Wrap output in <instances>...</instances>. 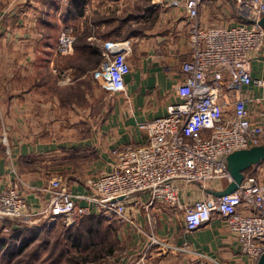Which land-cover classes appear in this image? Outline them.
Here are the masks:
<instances>
[{"label":"crops","instance_id":"1","mask_svg":"<svg viewBox=\"0 0 264 264\" xmlns=\"http://www.w3.org/2000/svg\"><path fill=\"white\" fill-rule=\"evenodd\" d=\"M234 2L205 4L199 11V26L239 22ZM65 26L72 28L76 41L72 53L61 57L56 47ZM189 41L184 0H0V137L6 138L0 142V189L20 177L17 169L21 162L74 156L77 164L62 166L61 172L55 167L46 172L36 170L41 177H22L19 188L26 193L27 185L41 186L61 177L72 193H86L78 177L110 172L116 162L112 150L142 145L145 136L138 124L165 116L168 106L179 102L176 87L184 79L181 64L189 59ZM114 42L125 43L130 54L126 89L119 94L105 91L93 78L106 43ZM256 58L253 77L264 78V52ZM55 68L69 75L71 82L60 85ZM253 92L263 91L253 87L242 90L245 95ZM106 99L110 101L107 115ZM249 109L252 120L264 124L260 108L252 104ZM254 168L263 170L264 163ZM66 172L67 179L61 175ZM224 187L226 184L218 181L206 191L190 185L181 198L192 203ZM33 195L29 198L36 202ZM129 211L136 218L135 226L116 224L120 238H128V248L114 264H250L221 219L213 218L201 229L187 233L183 213L169 205L157 204L148 211L143 205H130ZM147 212L153 218L151 225ZM4 226L9 228L8 234ZM26 226H0L4 236L0 259L20 250L16 257L23 256L24 249L42 238L44 229L49 234L58 229H47L46 224ZM152 235L164 247L149 246ZM10 250H14L12 254ZM37 253L35 264L42 251L33 256Z\"/></svg>","mask_w":264,"mask_h":264},{"label":"built area","instance_id":"2","mask_svg":"<svg viewBox=\"0 0 264 264\" xmlns=\"http://www.w3.org/2000/svg\"><path fill=\"white\" fill-rule=\"evenodd\" d=\"M213 1L184 0L190 41L189 59L181 64L184 79L176 87L179 102L168 106L165 116L138 124L145 142L113 149L115 166L110 172L88 177L83 194L72 193L61 177L41 186L27 185L26 193L19 188L20 178L8 181L0 189V226L46 224L50 229L92 216L135 226L130 205H143L148 211L166 204L183 213L187 233L201 229L213 218L221 219L235 236L239 253L250 264H257L264 253V184L257 173L249 172L252 168L232 194L192 203L181 198L190 185L206 191L212 182L229 184L226 157L264 145V124L253 121L249 109V105H257L264 116V78L253 77L254 59L257 61L264 52V28L258 24L264 16V0H234L239 22L201 28L199 11ZM75 41L72 28L63 27L57 55L72 53ZM128 50L125 43H106L102 63L93 75L94 81L111 94L126 89ZM53 73L60 85L71 82L60 69H53ZM247 87L263 92L242 94ZM33 194L36 202L29 198ZM147 218L153 224L148 212ZM149 240V246L164 247L153 235Z\"/></svg>","mask_w":264,"mask_h":264},{"label":"rangeland","instance_id":"3","mask_svg":"<svg viewBox=\"0 0 264 264\" xmlns=\"http://www.w3.org/2000/svg\"><path fill=\"white\" fill-rule=\"evenodd\" d=\"M129 56L130 54L127 56L128 61ZM106 98H108L107 95ZM108 105H110V101L106 99V115L109 111ZM2 138L0 137V142H3ZM78 162V158L74 156H69L67 159H53L50 162H43L47 163L46 166L40 162L24 161L18 166L17 174L20 176L18 178L23 179L22 177L27 178V176L40 174L38 173L39 171L36 172V170L46 172L50 168L54 167L58 172H61L59 168L62 166H66L68 164L75 165ZM249 172L257 173L264 184V169L257 171V169L254 168ZM68 173L69 172L60 174L66 178L68 177L66 176ZM37 176L41 177L40 175ZM14 178L17 180L16 177ZM78 178L79 179L77 180L79 183L83 181V184H85L87 178ZM81 221L72 225L64 223H62V225H57L56 227L58 229L55 234L42 232V238H39L36 240L37 242L32 243V247L24 249V256H20L18 258L16 257L17 254H15V252L13 254L11 253L14 250H10L9 254H12L11 258H3L4 260H1L0 264H35L34 260L38 259L39 254L37 253V256L35 257L32 253L35 252L36 254L37 250H41L42 253L41 258L36 262V264H100V262L102 264H114V259H117V257L127 250L128 238L126 237L127 241H124L125 237L123 240L120 238V231L116 228V225L115 227L109 225L106 220H103L101 223L99 222L101 225L93 222L88 223ZM8 231L9 228L7 232ZM44 231L47 230L44 229ZM7 232L6 234H8ZM44 234L46 235L44 236ZM1 238H4V236L0 235V239ZM111 250H113V252L109 253L108 251ZM22 258H24L23 263H21ZM115 264L118 263L116 262Z\"/></svg>","mask_w":264,"mask_h":264},{"label":"water","instance_id":"4","mask_svg":"<svg viewBox=\"0 0 264 264\" xmlns=\"http://www.w3.org/2000/svg\"><path fill=\"white\" fill-rule=\"evenodd\" d=\"M258 24L264 28V16ZM261 163H264V145L238 150L229 154L226 157V166L231 177V182L220 191H210L208 193L214 198H220L236 192L244 179L245 172ZM257 264H264V253L259 258Z\"/></svg>","mask_w":264,"mask_h":264},{"label":"trees","instance_id":"5","mask_svg":"<svg viewBox=\"0 0 264 264\" xmlns=\"http://www.w3.org/2000/svg\"><path fill=\"white\" fill-rule=\"evenodd\" d=\"M75 44V43H74ZM85 219H88L89 220V222L88 223H96V224H98V225H101L100 223L103 221V220H105V219H103L102 217H100V216H92V217H87V218H85ZM100 222V223H99ZM109 225H112V226H114L115 227V225H116V223H108ZM118 225V224H117ZM117 225H116V228H117ZM46 230V229H45ZM44 232H47V234H49V231L47 230V231H44ZM34 234H36V233H33V235ZM39 234V233H38ZM46 234H44V236H45ZM21 250L20 251H17L15 254H21ZM109 253H111V252H113V250H111V251H108ZM32 255H33V253H32ZM11 256L12 255H10V257H8V258H11ZM23 256H24V254H23ZM22 257V256H21ZM32 257V256H31ZM19 258V257H18ZM1 260H4L3 258H1L0 259V262H1ZM12 260V259H11ZM11 260H9V261H11ZM23 261H24V258H22V261H21V263H23ZM12 262H13V260H12Z\"/></svg>","mask_w":264,"mask_h":264}]
</instances>
